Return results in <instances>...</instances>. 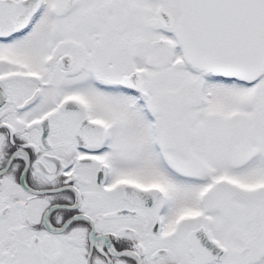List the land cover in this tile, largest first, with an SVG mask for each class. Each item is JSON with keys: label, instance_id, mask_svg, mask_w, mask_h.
Returning a JSON list of instances; mask_svg holds the SVG:
<instances>
[{"label": "snow or ice", "instance_id": "obj_1", "mask_svg": "<svg viewBox=\"0 0 264 264\" xmlns=\"http://www.w3.org/2000/svg\"><path fill=\"white\" fill-rule=\"evenodd\" d=\"M0 264H264V0H0Z\"/></svg>", "mask_w": 264, "mask_h": 264}]
</instances>
